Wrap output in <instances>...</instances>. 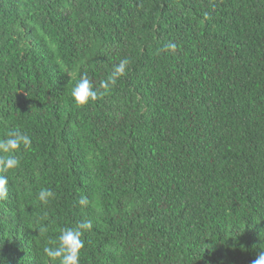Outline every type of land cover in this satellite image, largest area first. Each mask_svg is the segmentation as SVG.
Here are the masks:
<instances>
[{
	"label": "trees",
	"instance_id": "trees-1",
	"mask_svg": "<svg viewBox=\"0 0 264 264\" xmlns=\"http://www.w3.org/2000/svg\"><path fill=\"white\" fill-rule=\"evenodd\" d=\"M124 58L110 91L74 102ZM17 129L32 146L0 168V264H58L44 247L85 220L80 264H252L264 0H0V139Z\"/></svg>",
	"mask_w": 264,
	"mask_h": 264
},
{
	"label": "clouds",
	"instance_id": "clouds-1",
	"mask_svg": "<svg viewBox=\"0 0 264 264\" xmlns=\"http://www.w3.org/2000/svg\"><path fill=\"white\" fill-rule=\"evenodd\" d=\"M177 45L169 42L164 46L165 51L174 52ZM130 61L128 58L119 60L112 68V71L106 79L100 82L99 88H96L87 75H83L72 89L71 95L77 105H87L90 101L95 102L104 92H108L116 85L119 78L126 75ZM32 146L31 137L19 129L10 131L5 139H0V168L7 172L16 169L20 165V160L15 153L23 150H29ZM7 154V155H5ZM9 179L6 175H0V200L8 196ZM55 194L51 189L42 188L39 191L38 199L41 203L47 204ZM79 203L87 206L89 200L87 196H81ZM93 227L91 220H85L74 228H62L56 240L48 243L54 246H45L44 254L51 261H58V264H80V253L85 244L82 239L85 231ZM47 227L42 226L39 231L41 234L47 232ZM252 264H264V252L252 262Z\"/></svg>",
	"mask_w": 264,
	"mask_h": 264
}]
</instances>
